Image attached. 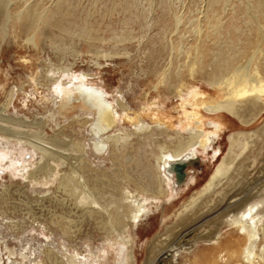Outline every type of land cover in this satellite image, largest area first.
<instances>
[{
  "label": "rangeland",
  "instance_id": "374dc122",
  "mask_svg": "<svg viewBox=\"0 0 264 264\" xmlns=\"http://www.w3.org/2000/svg\"><path fill=\"white\" fill-rule=\"evenodd\" d=\"M42 1L54 11L56 0ZM63 1L72 12L68 33L46 29L32 47L11 25L0 24V264H164L161 252L177 244L186 226L195 241L167 264H242L233 251L243 236L225 217L218 222L247 198L264 200V113L256 104L239 110L243 122L225 112L207 114L189 104L190 92L216 98L215 87L195 77L180 93H168L155 80L194 55L189 47L206 23L207 0ZM242 10L233 1L222 18L226 56L246 39ZM174 14L182 18L177 28ZM82 86L138 116L131 122L120 116L112 129L96 133L95 114L84 100L60 106L65 91L77 94ZM187 125L203 131L205 146L184 168L193 180L168 185L162 159L177 141L188 140ZM116 135L122 138L116 145L105 140ZM231 136L234 160L201 193L228 158ZM98 141H106L100 153ZM169 186L175 187L170 196L152 198ZM137 203L145 215L132 223ZM215 229V241L197 239Z\"/></svg>",
  "mask_w": 264,
  "mask_h": 264
},
{
  "label": "bare ground",
  "instance_id": "6f19581e",
  "mask_svg": "<svg viewBox=\"0 0 264 264\" xmlns=\"http://www.w3.org/2000/svg\"><path fill=\"white\" fill-rule=\"evenodd\" d=\"M56 1L54 11L50 12L48 8H45L42 0H0V24L2 23L9 28L10 26L7 25H11L13 29L18 31V34L20 33L24 38L25 44L29 47L34 46L39 41V38L44 34V30L46 29L55 28L59 32L68 33L70 24L67 23L66 16L72 12H68L70 11L69 8H67L68 11L64 9L65 6H68L67 4L64 5L65 2L63 0ZM233 1L238 2L241 8H243L242 18L247 21L245 30L246 39L241 43V46L233 56H226L222 51V46L225 45L222 37L225 25L222 22V18L225 17ZM206 5L207 11L204 10L202 13L206 18V23L202 30L194 31L195 38L189 47V50L192 49L194 51V55L191 56L187 53L188 60L180 70L167 76L155 77V80L158 85H166L168 93H180L186 81L194 79L195 77L199 80H204L211 87H215L219 95L216 98H210V96H200L197 92L192 91V93L190 92L189 104L192 107L201 106L207 114L212 115L225 112L229 115L236 116L243 122L238 112L245 106L259 104L260 107L257 108L259 113H264V0H207ZM2 16L4 17L2 18ZM172 22L177 28L182 23V18L174 14ZM229 36L231 37V34ZM208 67H211L210 72L206 71ZM86 78V75L80 74V82H84ZM76 80L79 79L77 78ZM75 81L73 80V82ZM66 87L68 89V86ZM91 92H94L96 97H91L89 94ZM75 98L84 100L88 107L93 109L96 133L112 129L116 125V121L120 119V116H124V119L129 122L138 116V114H135L134 117H130L128 114L130 110L127 106L119 103V101H113L116 107L121 108L122 112L119 113L115 106H112L104 99L102 93H98L95 89L86 90L84 86L80 87L77 94L74 90L71 93L65 91V94L62 95L60 106L62 108H68L69 102ZM143 110L146 111V108H143ZM188 117L194 119L193 113L189 114ZM154 121L155 126H161L162 115H154ZM210 124L216 130L220 127L218 122H210ZM198 125L199 122L196 121L195 126ZM145 128H148V126ZM142 129L144 130V127ZM185 129L189 134L188 140L186 142L177 141L170 151H167L170 156L162 159L163 168L167 172L166 181L168 185H173L174 181H176L174 166L176 164H183L186 167L187 163H190L191 159L197 153V148L203 149L205 146L201 140L203 137L202 130L191 127L190 125H187ZM112 138L114 139L115 145L122 139L116 135L111 138L105 137V140L108 141ZM106 141H98V144H95V151L97 153L102 152ZM229 141L228 158L223 160L222 164L216 169L201 193L211 189L215 181L219 180L226 173L223 166L229 165L234 160L232 153L236 140L231 136ZM115 145L114 148H116ZM160 149L162 150L163 148L161 147ZM229 158L231 159L228 162ZM186 177V172L184 171L183 179L178 182L176 181V184L179 185L184 181L183 184L187 186L193 180V177L189 179ZM169 187L170 192H167V190L162 192L161 190L152 198L159 199L162 196H170L171 191H175V187L174 189L173 186ZM191 202H194V200ZM92 204L97 205L95 202H92ZM190 205L191 203L186 205L185 208ZM135 207V210L132 211L130 216L132 223L139 221L145 215V207L142 203L135 204ZM234 208V214L224 216L226 212L224 214L222 213L223 216H220L221 220H219L218 225L221 222L223 223L222 220L225 217L224 223L234 226L243 236L237 248L233 251V255L236 256L235 258L241 260L242 264H259L264 251V200L252 201L251 198H247L242 205ZM211 210L213 211V209ZM218 215L220 214L218 213ZM198 219L195 218V221ZM191 232L190 226L183 227L181 234L177 236L179 239L177 244H174L175 242L170 243L171 245L161 252L160 262L167 264L168 262H165V260H168L169 257L175 259L178 254L176 252H179V250H187L186 246L192 241H195L193 240L195 239L194 237L189 238ZM219 235L220 231L215 229L213 233L211 232L209 235L197 239L200 240L203 238L205 241H215ZM128 243V240L124 241L123 247L128 245ZM173 244L177 247H174ZM126 258L127 260H131V254L127 253Z\"/></svg>",
  "mask_w": 264,
  "mask_h": 264
},
{
  "label": "water",
  "instance_id": "95a60500",
  "mask_svg": "<svg viewBox=\"0 0 264 264\" xmlns=\"http://www.w3.org/2000/svg\"><path fill=\"white\" fill-rule=\"evenodd\" d=\"M184 168H185V165H181V164H176L174 166V169H175V174H176V178L178 180H182L183 179V175H184Z\"/></svg>",
  "mask_w": 264,
  "mask_h": 264
}]
</instances>
